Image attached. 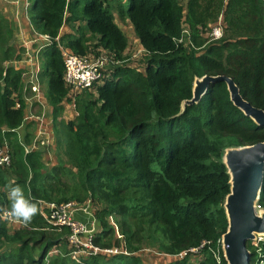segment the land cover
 <instances>
[{"label":"trees","instance_id":"16d2710c","mask_svg":"<svg viewBox=\"0 0 264 264\" xmlns=\"http://www.w3.org/2000/svg\"><path fill=\"white\" fill-rule=\"evenodd\" d=\"M27 9L33 30L51 38L39 54V81L55 109L58 164L49 167L40 149H27L35 120L23 140L17 131L29 90L24 72L5 63L21 59L25 49L10 44L13 24L0 13V145L11 150L10 164L0 166V208L9 207L10 180L39 202L30 224L11 231L0 219V264H144L139 252L148 246L157 255L187 252L165 264H227L221 240L230 183L223 152L264 141V126L234 105L224 81L210 84L182 113L181 106L192 97L195 77L224 74L264 109V0H31ZM115 14L133 24L146 55L142 71L126 63L129 39ZM221 15L224 35L209 41ZM184 25L190 36L181 42ZM65 26L70 32H62ZM61 47L119 62L77 95L78 114L67 121H58L64 101H72ZM88 199L101 226L94 243L124 252L76 258L69 228L53 229L42 214L43 202ZM247 246L251 264H264V241Z\"/></svg>","mask_w":264,"mask_h":264},{"label":"water","instance_id":"95a60500","mask_svg":"<svg viewBox=\"0 0 264 264\" xmlns=\"http://www.w3.org/2000/svg\"><path fill=\"white\" fill-rule=\"evenodd\" d=\"M220 81L227 84L234 105L257 125L264 126V109L246 100L233 78L224 74L195 77L192 97L183 100L181 113L187 105L200 102L210 84ZM222 162L230 183V192L224 201L228 226L221 240L223 256L227 264H251L253 254L248 241L264 239V208L259 206L264 187V141L228 146Z\"/></svg>","mask_w":264,"mask_h":264},{"label":"built area","instance_id":"2783aa9c","mask_svg":"<svg viewBox=\"0 0 264 264\" xmlns=\"http://www.w3.org/2000/svg\"><path fill=\"white\" fill-rule=\"evenodd\" d=\"M223 16L219 17L217 24L212 27V37L214 39H220L224 35ZM185 33L190 36V30L188 28L183 30L181 42L186 40ZM40 35V34H39ZM45 38L48 44L51 43V38L48 35H40ZM189 39V38H188ZM62 55L64 59L65 71L64 80L66 86L69 89L68 97L72 99L74 104L75 98L78 94L82 93L85 89L91 88L95 83L102 82L106 73L110 70L112 65H117L119 62L114 59L113 56L107 53H101L98 55L87 54L79 55L70 50L69 48L61 47ZM34 91H39L37 86H33ZM35 121H42L43 116H28ZM40 135H45L43 130H40ZM35 147L37 143L40 145L46 144V140L37 138L34 140ZM37 148V147H36ZM28 149V148H27ZM29 150V149H28ZM11 162V150L7 143L0 145V166H8ZM92 200L88 199L84 203L69 201L61 204L43 202L41 205L42 214L57 231H62L64 227L69 228V232L65 235L69 247L71 248V254L78 257H88L95 255H114L122 253L124 251L117 247L103 248L96 245L93 241V237L99 230L95 226L96 219L92 227H88L83 222L74 218V214L79 210L87 211L86 204L92 207ZM260 206V205H259ZM49 209V212L46 210ZM7 225L13 226L14 224H23L22 221L6 220L2 219ZM192 251L198 252V249ZM58 249H54L51 253H57ZM187 255V252H181L178 255L163 254L171 260L181 259Z\"/></svg>","mask_w":264,"mask_h":264},{"label":"crops","instance_id":"0c3cea01","mask_svg":"<svg viewBox=\"0 0 264 264\" xmlns=\"http://www.w3.org/2000/svg\"><path fill=\"white\" fill-rule=\"evenodd\" d=\"M30 2L31 0H0V13L3 14L13 24L14 34L10 40V44L17 49L19 48L25 49V52L22 54L21 59L9 60L5 63V65L7 67L11 66L17 70H22L24 74H27V76L23 79V82L25 86L27 84V88L29 90L28 94L31 93L30 96H34L33 91L30 90V86H32L33 81L36 83H40V81H38V77L43 68V63H41L40 61L39 54L49 44L45 40V38L41 37L33 30L27 9ZM66 32H70V31L68 30L63 33ZM138 42L140 43L139 39ZM24 98L26 101L27 117L43 116L42 121L37 122L39 129H37L36 133L38 132V130H43L45 132V135H42L41 138L45 139L47 142L46 144L39 147V149L43 152V160L48 164L53 159L52 158L53 154L49 149L51 143H53V138H54L53 128H55V124H54L55 109L47 101L45 93L42 94L41 97L38 99L29 98V96H26ZM65 104H69L70 106L73 105L71 100L70 102L68 100H65L63 106ZM33 120H34L33 118L26 119L25 123L17 129L22 140L24 139V135L27 133L28 123ZM58 121H59V116H58ZM27 148L29 150L38 149L35 147L34 139L32 143L27 145ZM56 160L57 158L55 155L54 161ZM86 207H87V211L84 210L77 211L74 214V218L83 222L88 227H92L96 219L95 226L100 231L101 226L95 214L96 212L95 207H91L87 204ZM22 225L23 224H15L14 225L15 228H12L10 230L13 231L16 228H20ZM167 261L170 262L168 259Z\"/></svg>","mask_w":264,"mask_h":264},{"label":"rangeland","instance_id":"374dc122","mask_svg":"<svg viewBox=\"0 0 264 264\" xmlns=\"http://www.w3.org/2000/svg\"><path fill=\"white\" fill-rule=\"evenodd\" d=\"M127 1V0H125ZM183 2L186 3L187 0H182ZM126 7H128V2L126 3ZM116 16V20H117V23L120 25V27L123 29V31L125 32V34L127 35L128 39H129V47H128V50L126 52V63L129 65V66H132V67H135L137 68L138 70L142 71L143 70V65L145 63V56L144 55V52L142 51V48L141 46L139 45L140 43L138 42V39H137V35L135 33V30H134V27H133V24L131 23L130 19L126 18L124 21L117 15L115 14ZM219 21V20H218ZM217 21V22H218ZM214 23L213 24V27L217 24ZM187 28V25H184V29ZM65 29V30H64ZM183 29V30H184ZM70 31L69 27L66 26L65 28H63V31L62 32H65V31ZM137 36V37H136ZM185 37H186V40L188 41V38H189V35L185 33ZM207 37L209 38V41H212V40H219V39H214L212 37V30H210L208 33H207ZM221 39V38H220ZM137 40V41H136ZM184 40V41H186ZM27 76V74H23V79ZM38 81H39V77H38ZM33 86H37L39 88V91H34L32 89ZM42 86V87H41ZM26 88H27V84H26ZM45 88L46 86L41 83H36L33 81L32 83V86H30V90L33 91L34 93V96H30V94H27L26 96H29V98H35V99H38L41 97L42 94H44L45 92ZM28 89V88H27ZM94 91V90H93ZM84 93V92H83ZM25 96V97H26ZM25 100V98H24ZM26 102V101H25ZM77 109L75 106L73 105H69V104H65L64 105V109L62 111V113L60 114L59 116V120H66V119H74L75 116L77 115ZM28 119L27 116L26 118L24 119V123H25V120ZM67 121V120H66ZM35 122V121H34ZM23 123V124H24ZM38 124H37V121L34 123V128L33 130L32 129H29L31 132H33V135H34V140L35 139H39L42 137V135H40V130H38V132L36 133L37 129H39V126L37 128ZM58 129L60 131H62V126H59ZM53 131H54V138H53V143H51L50 145V151L51 153L53 154L52 156V160L48 163L49 167H52V166H55L58 164V159L56 161H54V156L57 155V142H56V138H55V132H56V127L55 129L53 128ZM42 145H40V143H37L36 144V147L39 149V147H41ZM54 146V147H53ZM57 158V157H56ZM92 207H95V205L93 204L92 202ZM121 219V218H120ZM119 219V220H120ZM111 222L115 221L114 219H110ZM126 220L127 221H130L131 219L126 217ZM15 225V224H14ZM11 226V225H7V227L9 229H12V228H15V226ZM264 241L263 238L261 239H258L257 241H253L254 245L255 246H258V243L260 241ZM250 242V241H249ZM146 246V245H145ZM147 247V246H146ZM118 248V247H117ZM119 249H121V247H119ZM149 246H148V249H144L143 251H140L139 253L142 254L141 256L144 258V264H165L167 259L169 261H171V259L165 257V256H162V255H157L156 253H154L153 251H150L149 250ZM259 250V249H258ZM199 257L197 256H193L191 258V261L194 263L198 260Z\"/></svg>","mask_w":264,"mask_h":264},{"label":"clouds","instance_id":"9594fccd","mask_svg":"<svg viewBox=\"0 0 264 264\" xmlns=\"http://www.w3.org/2000/svg\"><path fill=\"white\" fill-rule=\"evenodd\" d=\"M7 198L8 208H0V219L22 221L25 225L30 224L38 213V201H33L25 195L23 187L15 180L8 181Z\"/></svg>","mask_w":264,"mask_h":264}]
</instances>
